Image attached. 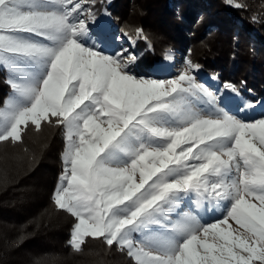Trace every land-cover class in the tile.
<instances>
[{"label":"snow or ice","instance_id":"obj_1","mask_svg":"<svg viewBox=\"0 0 264 264\" xmlns=\"http://www.w3.org/2000/svg\"><path fill=\"white\" fill-rule=\"evenodd\" d=\"M84 2L0 0V68L13 93L0 142H22L29 123L63 126L52 199L75 218L73 250L99 238L134 264H264V118L202 114L195 101L215 98L191 60L171 80L130 74L135 55L82 39ZM193 194L197 207L184 203ZM204 200L224 202L222 217L202 224Z\"/></svg>","mask_w":264,"mask_h":264},{"label":"trees","instance_id":"obj_2","mask_svg":"<svg viewBox=\"0 0 264 264\" xmlns=\"http://www.w3.org/2000/svg\"><path fill=\"white\" fill-rule=\"evenodd\" d=\"M92 6L107 10L116 32L136 39L137 72H149L171 47L249 101L264 98V0H94ZM6 79L0 68V107ZM64 145L63 126L47 122L39 132L29 123L22 142H0V264H134L126 249L99 238H87L79 252L71 247L75 218L52 199Z\"/></svg>","mask_w":264,"mask_h":264},{"label":"rangeland","instance_id":"obj_3","mask_svg":"<svg viewBox=\"0 0 264 264\" xmlns=\"http://www.w3.org/2000/svg\"><path fill=\"white\" fill-rule=\"evenodd\" d=\"M93 2L94 0H85V2L82 5L83 14L78 15V19H83L85 21V24L87 25V33L82 39L87 41L88 46L96 45L97 47L102 48L105 54L114 55L116 53L122 52L123 50H127L125 55L132 54L135 55L137 58L139 54V49L138 46H136L135 44L136 39L131 35H129L126 31L121 32V34L116 32L114 30V25L111 22V18L107 10L105 8H102V10L99 13H96L97 12L96 8L92 6ZM100 36H103L104 38L103 44H101L98 39V37ZM188 60L189 58L183 53L176 51L171 47H168L165 49L164 54L160 58L155 60L154 63H152V65L149 68V72L146 73L137 72L135 70L137 69L135 68L136 60L134 63H132L129 66V70H130V74L136 75L137 78L171 80L177 78L179 74L187 67L186 62ZM164 63H166L167 65L165 66ZM5 73H6V77H7L6 81H7L8 73L6 70ZM191 74L194 75L196 79V83L199 85H203L205 88H207L215 98L214 103H208V99H209L208 97H200L198 100L195 101L196 109L201 111L202 114H214L216 110L220 109L228 112L230 115H233L237 119H240L244 122H254L258 119L264 118L263 97L259 98L257 101L252 102L246 99L237 90L234 92L224 87L225 89H223V93H227V97L223 98L220 91V95H219L220 98H219L217 94V91L219 90L218 87L221 86L222 89V87L225 85H222L217 79H215L216 78L215 75L211 74L215 78H210V76L208 75L209 73H205L207 75V77H205L204 75H201L197 70H194ZM233 92L237 95H235ZM12 95L13 93L9 85L8 95L6 96V98H10ZM224 100H228L229 102L231 101L232 103L235 104H232L230 102L231 106H229L230 108L229 109L228 106L226 105L224 106L225 103ZM63 135L65 139L64 128H63ZM64 149H65V145L61 152V158ZM62 167H64L63 162H62ZM61 174L62 172L60 173L59 177L61 176ZM59 177L57 180V184L59 182ZM184 203L186 205L190 203L192 207H197L195 194L192 195L191 201H189L188 198L186 197ZM197 210L199 213L198 219L202 224L212 223L215 222L217 219L221 218L222 214L225 212L224 202H221L218 206L215 201L204 200L201 201ZM229 223L232 224L233 227H236L234 222L229 221ZM138 238H139L138 234L133 235L134 240ZM69 241H70V237H69Z\"/></svg>","mask_w":264,"mask_h":264},{"label":"bare ground","instance_id":"obj_4","mask_svg":"<svg viewBox=\"0 0 264 264\" xmlns=\"http://www.w3.org/2000/svg\"><path fill=\"white\" fill-rule=\"evenodd\" d=\"M162 61H163V60H162ZM165 62H166V61H165ZM164 65L166 66L167 64L164 63ZM154 66H155V65H154ZM153 68H154V67H153ZM197 71H199V73H200L201 75H204L205 77H207V75L205 74L206 72H203L202 69H201V70L198 69ZM153 72H154V71H153ZM157 74H158V73H157ZM208 75L210 76V78H215V77H213L211 74H208ZM215 79H217V78H215ZM209 80H210V79H209ZM217 80H218V79H217ZM215 81H216V80H215ZM218 81H219V80H218ZM208 82H209V81H208ZM224 87H225V86H223L222 89H221V95L223 96V98H224V97L226 98V97H227V93H223V89H225ZM233 93H234V92H233ZM234 94H235V93H234ZM235 95H237V94H235ZM222 96H221V97H222ZM232 98H233V97H232ZM226 101H228V100H224L225 103H226ZM224 102H223V103H224ZM230 102H231V101H230ZM230 102L228 101V108H229V106H231V103H232V102H231V103H230ZM225 103H224V106L226 105ZM232 104H235V103H232ZM226 106H227V105H226ZM229 109H230V108H229ZM233 109H234V107H233ZM232 111H233V110H232Z\"/></svg>","mask_w":264,"mask_h":264}]
</instances>
